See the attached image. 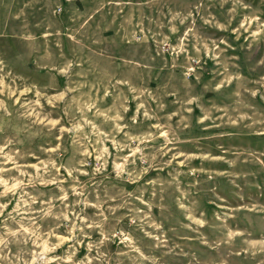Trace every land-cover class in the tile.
I'll return each mask as SVG.
<instances>
[{"label":"rangeland","instance_id":"rangeland-1","mask_svg":"<svg viewBox=\"0 0 264 264\" xmlns=\"http://www.w3.org/2000/svg\"><path fill=\"white\" fill-rule=\"evenodd\" d=\"M0 264H264V0H0Z\"/></svg>","mask_w":264,"mask_h":264}]
</instances>
